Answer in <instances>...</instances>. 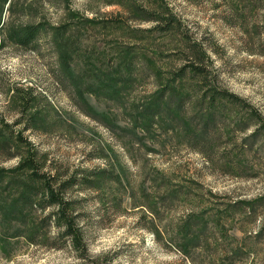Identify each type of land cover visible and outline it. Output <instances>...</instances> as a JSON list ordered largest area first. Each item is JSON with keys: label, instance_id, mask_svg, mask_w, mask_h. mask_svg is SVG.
<instances>
[{"label": "rangeland", "instance_id": "374dc122", "mask_svg": "<svg viewBox=\"0 0 264 264\" xmlns=\"http://www.w3.org/2000/svg\"><path fill=\"white\" fill-rule=\"evenodd\" d=\"M37 25L30 47L9 38ZM0 42V169L32 154L50 184L77 181L58 197L88 262L264 264V199L250 213L239 203L264 197V144L240 148V131L196 141L192 102L178 118L189 130L168 117L149 131L135 122L192 49L204 53L207 83L264 119V0H0ZM190 82L173 89L192 95ZM8 176L0 264H81L51 206L11 219Z\"/></svg>", "mask_w": 264, "mask_h": 264}, {"label": "trees", "instance_id": "16d2710c", "mask_svg": "<svg viewBox=\"0 0 264 264\" xmlns=\"http://www.w3.org/2000/svg\"><path fill=\"white\" fill-rule=\"evenodd\" d=\"M250 7H254L252 3ZM156 16V15H154ZM155 18V17H154ZM153 19V18H151ZM158 17L155 18L154 22H157ZM158 29V27L156 26ZM41 26H28L24 27L20 31H13V34L9 35V38L15 41L16 45L20 47H30L39 37ZM169 30V29H168ZM2 42H0V48ZM195 52L193 59H189L187 63L176 68L173 75H171V82H167L161 87L158 97L155 100V106L151 110L143 109L138 110L139 112L135 115V122L142 131H149L153 128L157 122H163L168 119L179 120L180 124L189 130V122L185 119H178L179 112L186 103L194 104L196 114L198 117V123L194 126L195 130L191 131V134H197L195 137L196 141L200 139L202 135L210 132H221L222 135L226 133L227 136L231 137L236 132L245 134L240 148L245 149L248 145L252 150L253 148H260L259 143L264 144V119L256 113L253 109L245 103V100L239 98L234 94H229L225 91L219 90L215 84L207 83V75L204 70V53L199 50L192 49ZM64 56H62L63 58ZM68 57L65 56L62 62L68 63ZM65 71H68L64 68ZM187 76L191 78L190 87L192 88V95L182 93L178 91V94L173 89L175 82L178 80L182 81ZM199 80V82H197ZM202 80V81H200ZM172 83V86L170 85ZM229 104L230 106H228ZM248 110V111H246ZM223 114V119L227 121L226 128H222L223 125L218 124L217 113ZM227 113V114H226ZM221 117V118H222ZM192 122V120H190ZM195 141V142H196ZM249 143V144H247ZM228 164V163H227ZM231 168V167H228ZM37 160L31 154L27 155L18 163L17 167L13 170H2L0 169V182L7 178L4 188L12 189L15 193L14 203L11 205L9 211L10 217L13 221L20 220L25 216L26 212H30L33 209H46L48 207L54 208V212L48 215V219L52 220L53 223L61 230V237L67 238L72 245V248L79 252V258L82 261L81 264H97V262L86 259L85 249L82 244V235L80 230L76 227L75 219L68 215L67 203L58 197L61 185L65 186L69 183L71 185L77 184L75 179L67 182L55 181L54 184H50L38 175ZM57 185L58 189H55ZM46 196L47 202L44 206H40L41 200L38 198ZM264 197H257L249 201L239 202L245 204L249 208V212H252L253 205L257 201H262ZM47 219V220H48ZM48 220V221H49ZM16 222V221H15ZM18 223V222H17ZM34 224V223H31ZM39 230L38 225L35 223L33 229L30 231V236L35 235ZM197 239L199 236L196 237Z\"/></svg>", "mask_w": 264, "mask_h": 264}]
</instances>
